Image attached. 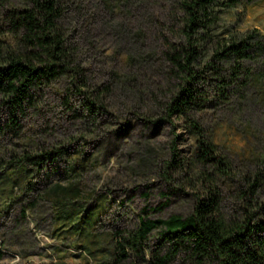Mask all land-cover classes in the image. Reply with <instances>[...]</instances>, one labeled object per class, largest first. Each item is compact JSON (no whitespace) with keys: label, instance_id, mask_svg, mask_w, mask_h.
I'll list each match as a JSON object with an SVG mask.
<instances>
[{"label":"rangeland","instance_id":"1","mask_svg":"<svg viewBox=\"0 0 264 264\" xmlns=\"http://www.w3.org/2000/svg\"><path fill=\"white\" fill-rule=\"evenodd\" d=\"M26 1L0 0V27ZM183 2L61 0L86 86L78 95L62 76L33 88L20 108L0 100V264H110L113 232L122 240L140 217L186 215L208 187L217 188L224 215L242 217L243 191L256 178L254 210L264 220V51L240 63L238 79L234 61H212L216 41L256 32L264 43V0L216 2L212 40L201 43L208 52L194 66L208 79L197 83L206 101L192 114L229 176L196 159L186 119L165 110L176 81L161 52L182 41ZM56 185L63 189L52 192ZM157 242L153 232L148 246ZM125 254L123 264L137 261Z\"/></svg>","mask_w":264,"mask_h":264},{"label":"trees","instance_id":"2","mask_svg":"<svg viewBox=\"0 0 264 264\" xmlns=\"http://www.w3.org/2000/svg\"><path fill=\"white\" fill-rule=\"evenodd\" d=\"M218 1L184 0L182 41L168 43L161 55L169 78L176 81L165 106L167 115L186 119L182 127L188 126L196 136L194 154L199 162L229 176L226 166L219 169L220 165H226L225 157L218 155L216 146L203 137L202 128L192 114L206 101L197 86L201 79H208L202 76L206 71L199 72L194 66L203 59L204 52H208L201 43L212 40L210 30L218 16L211 9ZM237 1L222 0V4L232 6ZM63 17L61 0H27L25 5L9 8L3 14L0 27L2 102L14 109L20 108L29 101L33 88L62 76L69 79L73 92L82 95L86 85L78 77L84 67L78 59V47L66 36L61 23ZM215 44L212 61H234L235 79L242 73V61L254 59L258 50L264 51L263 39L256 32ZM210 61L207 60V69L218 73L217 66ZM220 81L225 83V80ZM226 87L219 86V96H226ZM84 102L87 110L92 111L93 101L85 97ZM203 179L201 175L200 181ZM261 185L262 180L256 178L243 191L246 207L242 217H228L221 212V200L215 187H208L204 194L196 195L186 215L140 217L137 228L126 237L122 236V240L117 239L120 233H112L115 257L110 264H123L120 256H127L126 249L137 258L129 264H264V220L257 219L259 213L254 210V198ZM56 189L63 188L56 185L51 191ZM153 232L158 234L156 248L148 246Z\"/></svg>","mask_w":264,"mask_h":264}]
</instances>
